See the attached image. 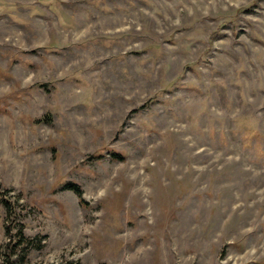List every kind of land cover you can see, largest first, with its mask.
Segmentation results:
<instances>
[{
	"label": "rangeland",
	"instance_id": "1",
	"mask_svg": "<svg viewBox=\"0 0 264 264\" xmlns=\"http://www.w3.org/2000/svg\"><path fill=\"white\" fill-rule=\"evenodd\" d=\"M0 198V264H264V0H0Z\"/></svg>",
	"mask_w": 264,
	"mask_h": 264
},
{
	"label": "trees",
	"instance_id": "2",
	"mask_svg": "<svg viewBox=\"0 0 264 264\" xmlns=\"http://www.w3.org/2000/svg\"><path fill=\"white\" fill-rule=\"evenodd\" d=\"M110 157L114 160H119L122 159L118 154L115 153H110ZM64 189L72 191L78 198L81 199L82 196V190L80 186H78L75 183L68 182L64 184L63 186ZM0 205L4 208L6 215L9 217L11 216L10 214L14 212V207H12V203L5 200L4 198H0ZM7 233H9L10 228L7 226L6 227ZM15 235L17 236L15 242L12 243L10 248H13L14 250L11 252L9 257L5 260V264H12L9 262V258L11 255L16 254L17 249L24 250L30 248L33 244V241L27 237H25L22 233L21 230H18ZM20 247V248H19Z\"/></svg>",
	"mask_w": 264,
	"mask_h": 264
}]
</instances>
